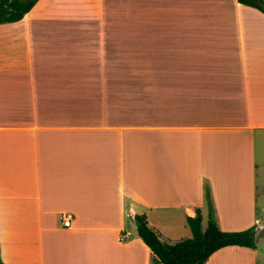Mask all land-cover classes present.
I'll list each match as a JSON object with an SVG mask.
<instances>
[{
  "label": "crops",
  "instance_id": "0c3cea01",
  "mask_svg": "<svg viewBox=\"0 0 264 264\" xmlns=\"http://www.w3.org/2000/svg\"><path fill=\"white\" fill-rule=\"evenodd\" d=\"M126 78L139 80V122L126 123ZM207 188L221 230L257 229L255 248L225 246L204 264H264L263 12L37 0L0 23L4 264H158L127 217L189 238L197 210L206 228Z\"/></svg>",
  "mask_w": 264,
  "mask_h": 264
},
{
  "label": "trees",
  "instance_id": "16d2710c",
  "mask_svg": "<svg viewBox=\"0 0 264 264\" xmlns=\"http://www.w3.org/2000/svg\"><path fill=\"white\" fill-rule=\"evenodd\" d=\"M240 4L254 7L264 13V0H237ZM37 0H0V23L14 22L34 6ZM209 217L204 230L201 228V215L197 210L195 217H187V225L191 230V237L174 242L164 240L159 232L149 226L145 214H136L134 222L137 232L143 242L157 258L158 264H204L216 250L238 245L250 248L256 247V226L243 230H221L215 220L209 191H206ZM0 264H4L0 257Z\"/></svg>",
  "mask_w": 264,
  "mask_h": 264
},
{
  "label": "rangeland",
  "instance_id": "374dc122",
  "mask_svg": "<svg viewBox=\"0 0 264 264\" xmlns=\"http://www.w3.org/2000/svg\"><path fill=\"white\" fill-rule=\"evenodd\" d=\"M120 81L121 82H125L126 84H125V86H126V99H127V104H126V107H125V111H126V113H127V115H125V118H126V123H129V122H139V121H141V119H136L134 116H133V113H134V108H139V104H141L139 101H138V99H140V98H142L143 97V95L142 94H138V93H136V94H133L134 93V91H137V90H135L136 89V87L138 86H136V84L137 83H139V80H136V79H131V78H126V79H120ZM147 80H141L140 82H146ZM124 86V87H125ZM121 87H122V83H121ZM132 99H136L137 101L136 102H138V104L136 105V104H133V102H135L134 100H132ZM135 102V103H136ZM132 103V104H131ZM129 114V115H128ZM128 219H127V223H128V225H131V228H133L134 230H135V228H136V224H135V222H134V220L133 221H131L130 220V218L129 217H127Z\"/></svg>",
  "mask_w": 264,
  "mask_h": 264
},
{
  "label": "built area",
  "instance_id": "2783aa9c",
  "mask_svg": "<svg viewBox=\"0 0 264 264\" xmlns=\"http://www.w3.org/2000/svg\"><path fill=\"white\" fill-rule=\"evenodd\" d=\"M71 214L70 213H63L61 215V221H62V226L67 228V227H70L71 226Z\"/></svg>",
  "mask_w": 264,
  "mask_h": 264
}]
</instances>
